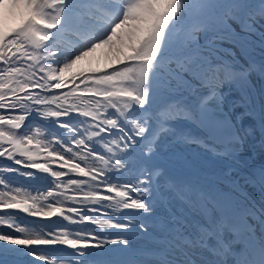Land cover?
I'll use <instances>...</instances> for the list:
<instances>
[{"label":"snow or ice","instance_id":"6c2138e0","mask_svg":"<svg viewBox=\"0 0 264 264\" xmlns=\"http://www.w3.org/2000/svg\"><path fill=\"white\" fill-rule=\"evenodd\" d=\"M200 7L181 30L190 0H0V264H264V165L241 177L258 200L231 179L264 149V0ZM168 142L231 161L229 191L166 179Z\"/></svg>","mask_w":264,"mask_h":264},{"label":"bare ground","instance_id":"6f19581e","mask_svg":"<svg viewBox=\"0 0 264 264\" xmlns=\"http://www.w3.org/2000/svg\"><path fill=\"white\" fill-rule=\"evenodd\" d=\"M202 9L200 7V0H193V4H190L189 13L187 14V17L185 21L183 22L181 26V30L184 28H189L193 26L195 23L198 22ZM9 15L7 19V23L10 19ZM239 31V29H237ZM253 41L258 42V38L252 37ZM234 45L224 42L223 47L230 48L232 51H234L233 48ZM237 47V46H236ZM258 48V43L248 48V55H250L252 58H257L258 60L261 59V56L256 53V50ZM238 52L241 54L240 47H237ZM106 52V49H98L96 53L92 55V57L82 61L83 66H88L89 59H91L92 66L103 65L102 62L105 59L104 53ZM243 56V55H242ZM160 153L168 160L176 163V165L179 167L181 166L184 170L192 171L196 174L201 176H207L215 179V176L217 175V169L209 164V161L207 160V154L204 149L200 147H189V146H182V145H173L169 142L166 143L160 150ZM198 180V179H197ZM201 181L198 180V183ZM254 193H257L254 191ZM114 239V238H113ZM90 258V257H88Z\"/></svg>","mask_w":264,"mask_h":264},{"label":"rangeland","instance_id":"374dc122","mask_svg":"<svg viewBox=\"0 0 264 264\" xmlns=\"http://www.w3.org/2000/svg\"><path fill=\"white\" fill-rule=\"evenodd\" d=\"M16 23H17L16 18H15L14 16H13V17L10 16V19H9L7 25H8L9 27H11V26H14ZM102 62L105 63L106 60L104 59ZM169 143L172 144L171 142H169ZM173 145H176V144H173ZM182 146L194 147L192 144H190V145H182ZM20 180H21V177H17V182H20ZM35 219H36V218H35ZM40 219H41V218H40ZM30 222L33 223V221H30ZM40 223H41V224H39V223H33V224L36 225V230H38L39 227L43 224L42 222H40ZM38 225H39V226H38ZM152 227H153V226L149 224V229H150V230H151ZM34 231H35V230H34ZM50 254H51V253H50ZM56 254L59 255V256H62V257H68V256H70L66 251H58Z\"/></svg>","mask_w":264,"mask_h":264}]
</instances>
